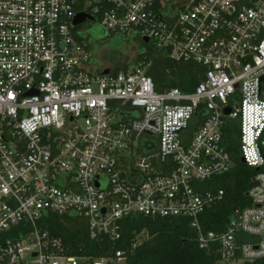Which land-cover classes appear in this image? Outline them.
<instances>
[{"label": "built area", "instance_id": "2783aa9c", "mask_svg": "<svg viewBox=\"0 0 264 264\" xmlns=\"http://www.w3.org/2000/svg\"><path fill=\"white\" fill-rule=\"evenodd\" d=\"M79 14L109 37L148 38L202 80L159 92L152 61L104 75L78 36L95 22L74 26ZM227 119L240 122L244 164L264 168V0H0V264L125 260L65 256L41 226L51 214L113 244L126 219L184 217L221 264L264 259V171L224 233L200 222L225 195L203 188L235 166Z\"/></svg>", "mask_w": 264, "mask_h": 264}, {"label": "trees", "instance_id": "16d2710c", "mask_svg": "<svg viewBox=\"0 0 264 264\" xmlns=\"http://www.w3.org/2000/svg\"><path fill=\"white\" fill-rule=\"evenodd\" d=\"M91 30L92 33L88 31ZM85 33H79V40L89 36L88 42L98 40L100 36H109L107 31L95 22L94 26ZM108 43L110 48L104 57H111L116 68L115 73L127 71V65L120 63L123 40L114 37ZM134 39V38H133ZM131 39V41L133 40ZM98 42V41H97ZM144 51L134 62L136 66L150 61L153 65L148 75L155 82L157 91L178 89L184 93H192L202 80L203 70L193 64H182L171 60L163 53H158L150 45L143 43ZM96 53V50H95ZM112 53V54H110ZM107 59V58H106ZM197 125L193 126L192 132ZM224 140L235 166L227 174L213 178L204 190H223L225 195L220 203L207 209L200 217V222L207 232L224 233L236 218V212L251 207L248 196L254 187V179L264 171L245 165L242 161L240 122L227 119L224 130ZM122 239L113 244L108 237L91 238L90 231L79 218L58 216L51 214L41 222V226L48 231L53 240H60L64 255L69 257H89L91 259L110 258L118 250L125 254L124 264H221V255L218 246L208 249L200 248L197 232L191 227L190 219L173 217L151 219L135 217L124 220L122 223ZM147 239L138 243L142 234ZM4 236L0 235V242ZM242 241L256 242L257 238L242 235ZM244 264H264V259Z\"/></svg>", "mask_w": 264, "mask_h": 264}, {"label": "rangeland", "instance_id": "374dc122", "mask_svg": "<svg viewBox=\"0 0 264 264\" xmlns=\"http://www.w3.org/2000/svg\"><path fill=\"white\" fill-rule=\"evenodd\" d=\"M88 26L89 23L83 25L81 28L82 30L85 29L88 31ZM89 33H92L91 30L88 31ZM123 40V45L122 46V51H121V57L120 60H118L120 63H125L127 65V69H133L134 67H136L135 65V61L137 60L139 54L141 52L144 51V47L142 44V37L136 38V37H117ZM134 38V39H133ZM131 39H133L131 41ZM115 38L114 37H107V36H100L98 40H92L95 50H96V54L95 57L98 59V63L100 66H105L109 69H111L112 71L116 68L115 65L112 64L111 61V57H104V54H107V52L110 50L108 43L114 41ZM98 41V42H97ZM93 44H89V47L92 48ZM152 47H155L154 43H149ZM111 52V51H109ZM112 54V53H110ZM114 72V71H113ZM236 105V102H235ZM145 239H147V234L144 233L141 236H139L138 238V243H141L142 241H144ZM118 264H124V261L119 262ZM240 264H243V262H241Z\"/></svg>", "mask_w": 264, "mask_h": 264}, {"label": "water", "instance_id": "95a60500", "mask_svg": "<svg viewBox=\"0 0 264 264\" xmlns=\"http://www.w3.org/2000/svg\"><path fill=\"white\" fill-rule=\"evenodd\" d=\"M87 21H91V22H95V19L91 16L85 15V14H79L74 21V26H78V25H82L85 24ZM143 42L145 44H149V39L148 38H144ZM111 72V69H107L104 72V75H108ZM231 113V109H226L225 110V115H230ZM243 163L245 162L244 158L242 159Z\"/></svg>", "mask_w": 264, "mask_h": 264}, {"label": "flooded vegetation", "instance_id": "af4514ba", "mask_svg": "<svg viewBox=\"0 0 264 264\" xmlns=\"http://www.w3.org/2000/svg\"><path fill=\"white\" fill-rule=\"evenodd\" d=\"M94 24L95 23H93V24H90L89 26H88V30L90 29V28H92L93 26H94ZM85 32H87V30H84L82 33H85ZM90 38H89V36L88 37H86V40H89Z\"/></svg>", "mask_w": 264, "mask_h": 264}, {"label": "crops", "instance_id": "0c3cea01", "mask_svg": "<svg viewBox=\"0 0 264 264\" xmlns=\"http://www.w3.org/2000/svg\"><path fill=\"white\" fill-rule=\"evenodd\" d=\"M144 43V42H143Z\"/></svg>", "mask_w": 264, "mask_h": 264}]
</instances>
